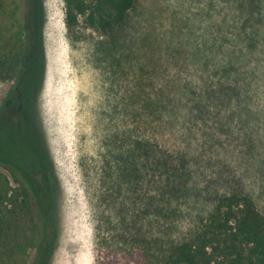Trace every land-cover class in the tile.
Here are the masks:
<instances>
[{
    "label": "rangeland",
    "instance_id": "rangeland-1",
    "mask_svg": "<svg viewBox=\"0 0 264 264\" xmlns=\"http://www.w3.org/2000/svg\"><path fill=\"white\" fill-rule=\"evenodd\" d=\"M33 1L38 52L26 73L22 129L6 105L17 78L0 83V132L35 180L38 215L49 226L29 264H162L212 209L214 194L237 186L264 212V59L249 63L258 72L249 97L196 104L192 93L226 82L216 59L225 62L246 19L256 18L264 36V0H138L120 46L83 22L70 30L65 0ZM182 83L189 90L174 94L182 96L175 115L145 108L147 94L171 95ZM136 138L186 157L190 197L171 202L170 218L147 210L144 156L137 192L132 179L118 178Z\"/></svg>",
    "mask_w": 264,
    "mask_h": 264
},
{
    "label": "trees",
    "instance_id": "trees-1",
    "mask_svg": "<svg viewBox=\"0 0 264 264\" xmlns=\"http://www.w3.org/2000/svg\"><path fill=\"white\" fill-rule=\"evenodd\" d=\"M137 3L138 0H65L66 23L72 30L83 22L120 46L126 38L129 14ZM22 6L21 0H0V83L17 78L6 105L15 109V120L20 129L24 127L26 109V73L38 52L34 1L27 0L25 19ZM241 28L243 33H237L229 40L225 62L216 59L217 73L226 76V82L220 80L216 86L205 84L192 91L196 95V104L200 98L242 100V97L250 96L251 80L258 76V72L249 63L251 58L257 62L264 59L262 55H257L263 51L264 36L256 32L259 28L256 18L249 17ZM176 56L174 54L172 58ZM147 78L154 81L150 76ZM139 88L146 90V79L143 77ZM188 90V85L182 83L175 86L171 95L154 98L147 94L145 108H149L156 117L163 110L175 115L182 96L174 94L185 96ZM198 109L203 111L202 105L198 104ZM137 138L133 153L127 155L119 166L118 178L132 179L137 192L140 186L137 178L141 175L139 162L144 156L148 166H151L153 189L149 193L147 210L154 216L164 213L170 218L176 213L171 202H183L190 197V172L186 157L158 150V144L153 140L145 142ZM129 157L135 161L131 166V162L127 163ZM214 195L215 202L209 213L184 239L172 243L162 264H264V212L259 209L254 197L241 186ZM37 203L35 180L11 142L0 132V264H29L31 249L39 246L41 250L40 242L46 238L49 226L39 218L41 214L38 215ZM41 213L44 215V212Z\"/></svg>",
    "mask_w": 264,
    "mask_h": 264
}]
</instances>
